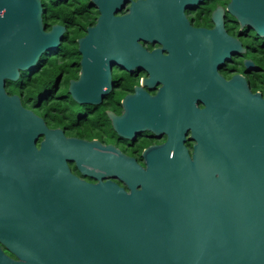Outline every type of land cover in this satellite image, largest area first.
Wrapping results in <instances>:
<instances>
[{
    "label": "water",
    "instance_id": "1",
    "mask_svg": "<svg viewBox=\"0 0 264 264\" xmlns=\"http://www.w3.org/2000/svg\"><path fill=\"white\" fill-rule=\"evenodd\" d=\"M93 2L100 16L78 41L79 84L88 70L99 69L100 56L122 29L114 17L119 0ZM0 12V79L16 81L18 70L55 50L63 29L44 33L39 0H0ZM241 14L258 20L250 11ZM219 41L218 64L236 50L220 29ZM78 90L72 84L81 102ZM190 116L202 120L190 125L192 156L176 122L164 145L144 152V169L125 157L109 164L107 155L92 152L96 142L66 139L48 128L18 98H6L0 83V189L8 180L10 193L1 196L14 204L15 232L1 234L0 243L16 258L0 251V264H264V99L239 77L226 81L218 74L206 108L190 109ZM143 124L128 114L115 126L133 139ZM67 162L98 180L116 177L125 188L111 181L87 184ZM91 165L104 174L86 168Z\"/></svg>",
    "mask_w": 264,
    "mask_h": 264
},
{
    "label": "flooded vegetation",
    "instance_id": "2",
    "mask_svg": "<svg viewBox=\"0 0 264 264\" xmlns=\"http://www.w3.org/2000/svg\"><path fill=\"white\" fill-rule=\"evenodd\" d=\"M39 1L44 33L53 27L63 29L58 46L42 54L33 67L18 70L16 81L0 79L1 90L8 99L18 98L21 107L42 118L48 128L62 131L66 139L96 142L92 152L107 155L109 164L113 157H125L144 169V152L164 145L176 122L184 130V146L192 156L195 142L190 125L202 120L190 116V109L200 113L206 108L208 89L218 82V74L226 81L239 77L251 94L264 99V29L254 28L256 23L264 27L260 19L264 0H119L114 4L118 10L114 17L121 18L122 25L117 43L108 46L100 56L99 69L88 70L82 84L78 41L98 22L93 0ZM243 11H250L256 23L241 17ZM218 29L236 43V50L220 64ZM88 60L94 64L93 58ZM72 84L77 90L81 85L90 94L88 100L78 90L82 103L76 101ZM99 91L103 94L96 103ZM128 114L144 123L133 139L120 135L115 126ZM67 165L73 176L87 184L111 181L125 188L116 177L98 180L84 175L75 162ZM86 168L104 174L94 165ZM6 169L8 176V164ZM5 184L0 189V235L15 233L14 204L1 196L10 193L9 181ZM0 251L16 260L1 243Z\"/></svg>",
    "mask_w": 264,
    "mask_h": 264
},
{
    "label": "trees",
    "instance_id": "3",
    "mask_svg": "<svg viewBox=\"0 0 264 264\" xmlns=\"http://www.w3.org/2000/svg\"><path fill=\"white\" fill-rule=\"evenodd\" d=\"M53 124V126H55V124L54 123H52Z\"/></svg>",
    "mask_w": 264,
    "mask_h": 264
}]
</instances>
